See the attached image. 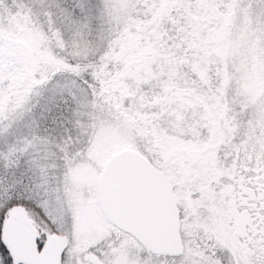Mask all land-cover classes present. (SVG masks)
<instances>
[{"label":"snow or ice","instance_id":"obj_1","mask_svg":"<svg viewBox=\"0 0 264 264\" xmlns=\"http://www.w3.org/2000/svg\"><path fill=\"white\" fill-rule=\"evenodd\" d=\"M0 264H264V0H0Z\"/></svg>","mask_w":264,"mask_h":264}]
</instances>
